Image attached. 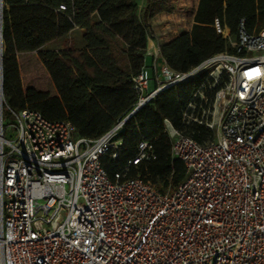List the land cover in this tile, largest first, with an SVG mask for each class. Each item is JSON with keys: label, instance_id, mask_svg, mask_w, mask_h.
<instances>
[{"label": "built area", "instance_id": "built-area-1", "mask_svg": "<svg viewBox=\"0 0 264 264\" xmlns=\"http://www.w3.org/2000/svg\"><path fill=\"white\" fill-rule=\"evenodd\" d=\"M222 35L235 53L177 72L157 48L154 90L142 70L132 77V112L202 77L182 117L212 135L199 144L165 125L187 172L166 192L127 177V166L107 175L100 157L119 143L123 120L92 139L66 120L11 110L0 63V264H264V25L248 32L240 22L236 40ZM3 110L13 116L11 139ZM149 157L141 141L128 164Z\"/></svg>", "mask_w": 264, "mask_h": 264}, {"label": "trees", "instance_id": "trees-1", "mask_svg": "<svg viewBox=\"0 0 264 264\" xmlns=\"http://www.w3.org/2000/svg\"><path fill=\"white\" fill-rule=\"evenodd\" d=\"M3 2L1 75L7 107L66 120L77 136L92 139L123 120L113 137L119 143L100 157L109 177L127 166V177H138L160 192L186 178L183 162L171 156L164 121L199 144L211 138L205 126L182 117L202 77L163 89L132 112L138 99L132 77L144 66L148 21L171 11L168 0H144L140 11L137 0ZM240 22L248 32H257L264 25V0H198L190 30L162 44L160 54L172 70L185 72L216 53H235L222 30L226 27L236 40ZM75 26L82 30L81 48L67 39ZM57 39L64 44L61 49L44 48ZM31 62L38 63L42 75L22 76V64ZM141 141L150 144L151 157L128 164Z\"/></svg>", "mask_w": 264, "mask_h": 264}, {"label": "crops", "instance_id": "crops-1", "mask_svg": "<svg viewBox=\"0 0 264 264\" xmlns=\"http://www.w3.org/2000/svg\"><path fill=\"white\" fill-rule=\"evenodd\" d=\"M197 1L195 2V5L191 11V13L189 14L188 17L184 18V19H177L174 20L175 22L172 24H168V22L166 20H162L163 17H169L171 15V11L170 12H165L162 11L160 13L155 14L152 18L149 19V25H150V33L147 36V40H146V48H145V56H144V66L142 69V73L145 76V78L148 80L147 81V92H152L155 88V81H154V70H153V60H154V53L157 50V48H160V46L164 43H167L168 41L172 40L173 38H175L176 36H178L179 34L183 33V32H188L192 26L193 23V16H194V12L197 6ZM137 4H138V11H140V9L142 8L143 4H144V0H137ZM170 7L172 8L173 6L170 4ZM173 16V15H172ZM171 19V18H170ZM166 30L169 31V35H164L162 37H160V33L165 32ZM223 33L224 34H229V30L224 27L223 29ZM73 34L74 36L76 35L77 37V41L73 42L74 44H76L75 48H81L83 46V41H82V30L79 26H75L73 28V30L70 31V33L68 35ZM57 40H53L50 41L48 43H46L44 45L45 49H53V50H58L61 49L62 47H56V48H52V47H48V45H51L52 43H54ZM47 46V47H46ZM161 55V54H160ZM145 57H149L150 61L149 64H146L145 62ZM161 59V58H159ZM160 61V60H158ZM147 65V66H145ZM147 68V70H146ZM147 75V76H146ZM149 76H151V78H149ZM150 79L152 80V82H150ZM168 121H164V125H168ZM170 124V123H169Z\"/></svg>", "mask_w": 264, "mask_h": 264}, {"label": "rangeland", "instance_id": "rangeland-1", "mask_svg": "<svg viewBox=\"0 0 264 264\" xmlns=\"http://www.w3.org/2000/svg\"><path fill=\"white\" fill-rule=\"evenodd\" d=\"M170 4L173 6L171 8V15L169 17H163L162 20H166L168 22V24L170 25L171 23L173 24L177 19H184L186 17L189 16V14L191 13L196 0H168V5ZM2 10L5 7V4L3 2L2 4ZM170 6V5H169ZM166 12V11H165ZM173 15V16H172ZM171 18V19H170ZM224 34V33H223ZM225 36V35H223ZM67 39L69 40V44L73 47H76V44H74L73 42L77 41V37L76 35L74 36L73 34L68 35ZM63 42L61 41V39H59L58 41H55L54 43H52L51 45H48V47H52V48H56V47H63ZM47 47V46H46ZM29 62L31 60H28ZM34 61V60H33ZM150 58L149 57H145V62L146 64H149ZM32 65H25L24 63L22 64V71H23V77L25 76H40L43 74V71L41 69V67L38 65V63H34L31 62ZM147 66V65H145ZM147 70V68H146ZM147 76V75H146ZM149 78H151V76H149ZM150 82H152V80L150 79ZM2 120H3V125L5 126V132H4V137L6 139H11V137H13L14 135V130L12 129V127L10 126V124L13 121V116L8 114L5 110H3V116H2Z\"/></svg>", "mask_w": 264, "mask_h": 264}, {"label": "water", "instance_id": "water-1", "mask_svg": "<svg viewBox=\"0 0 264 264\" xmlns=\"http://www.w3.org/2000/svg\"><path fill=\"white\" fill-rule=\"evenodd\" d=\"M1 17H2V13H1V9H0V49H1V47H2V39H1V23H2V19H1ZM0 63H1V58H0Z\"/></svg>", "mask_w": 264, "mask_h": 264}, {"label": "bare ground", "instance_id": "bare-ground-1", "mask_svg": "<svg viewBox=\"0 0 264 264\" xmlns=\"http://www.w3.org/2000/svg\"><path fill=\"white\" fill-rule=\"evenodd\" d=\"M2 3H3L2 0H0V7L2 6ZM2 7H3V6H2Z\"/></svg>", "mask_w": 264, "mask_h": 264}]
</instances>
